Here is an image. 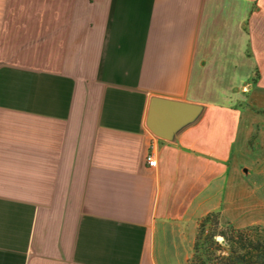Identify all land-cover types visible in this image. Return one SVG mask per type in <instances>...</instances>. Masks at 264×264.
<instances>
[{
  "label": "crops",
  "instance_id": "crops-1",
  "mask_svg": "<svg viewBox=\"0 0 264 264\" xmlns=\"http://www.w3.org/2000/svg\"><path fill=\"white\" fill-rule=\"evenodd\" d=\"M154 95L205 109L161 139ZM252 107L264 0H0V264H186L207 212L264 224Z\"/></svg>",
  "mask_w": 264,
  "mask_h": 264
},
{
  "label": "trees",
  "instance_id": "trees-1",
  "mask_svg": "<svg viewBox=\"0 0 264 264\" xmlns=\"http://www.w3.org/2000/svg\"><path fill=\"white\" fill-rule=\"evenodd\" d=\"M257 78L255 70L251 85ZM252 110L264 115V108ZM259 134L256 126L248 139L250 149L254 150ZM186 264H264V224L235 227L219 211L207 212L198 219L192 255Z\"/></svg>",
  "mask_w": 264,
  "mask_h": 264
},
{
  "label": "water",
  "instance_id": "water-1",
  "mask_svg": "<svg viewBox=\"0 0 264 264\" xmlns=\"http://www.w3.org/2000/svg\"><path fill=\"white\" fill-rule=\"evenodd\" d=\"M204 109V105L195 102L154 95L149 99L146 126L157 137L174 141L180 132L199 120Z\"/></svg>",
  "mask_w": 264,
  "mask_h": 264
},
{
  "label": "built area",
  "instance_id": "built-area-1",
  "mask_svg": "<svg viewBox=\"0 0 264 264\" xmlns=\"http://www.w3.org/2000/svg\"><path fill=\"white\" fill-rule=\"evenodd\" d=\"M146 160H147V163H148L149 166L153 167V166L156 165V160H155V158L152 156V154H148V155L146 156Z\"/></svg>",
  "mask_w": 264,
  "mask_h": 264
},
{
  "label": "rangeland",
  "instance_id": "rangeland-1",
  "mask_svg": "<svg viewBox=\"0 0 264 264\" xmlns=\"http://www.w3.org/2000/svg\"><path fill=\"white\" fill-rule=\"evenodd\" d=\"M260 171H261V174L263 175V179H264V168H263V167H261V168H260ZM218 240H221V238H220V237H218Z\"/></svg>",
  "mask_w": 264,
  "mask_h": 264
}]
</instances>
